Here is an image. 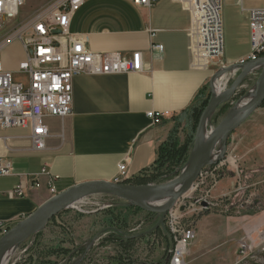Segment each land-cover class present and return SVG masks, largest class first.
Masks as SVG:
<instances>
[{"label":"crops","instance_id":"crops-1","mask_svg":"<svg viewBox=\"0 0 264 264\" xmlns=\"http://www.w3.org/2000/svg\"><path fill=\"white\" fill-rule=\"evenodd\" d=\"M248 2L223 0L224 56L198 67L191 52L192 15L183 0H157L151 6L128 0H85L73 16L71 32L96 52L126 56L141 52L144 70L74 77L72 113L45 119L48 136L41 151L32 149L28 127L0 129V155L13 167L11 174L0 177V222L12 226L45 205L54 196L48 186L51 176L57 177L53 181L56 195L81 182L114 181L118 164L127 159L123 182L134 184L156 160L170 122L188 110L221 63L234 64L250 54L247 10L261 6ZM157 44L162 50L155 48ZM151 110L169 115L154 122L147 116ZM42 168L48 173H41ZM211 173L214 183L207 189V202L213 206H222L241 186L264 191V102L229 137L226 155ZM32 177L39 187L32 186ZM20 182L25 185L24 196L8 197L7 192ZM255 203L259 211L250 215L212 206L199 211L196 221L189 224L196 237L187 249L186 264H200L208 251L213 252V264L229 261L226 255L234 252L233 239L247 233L250 222L264 226L262 201ZM21 245L13 264L29 252V246L22 249ZM47 257L49 261L54 258L53 264L60 263L53 255Z\"/></svg>","mask_w":264,"mask_h":264},{"label":"built area","instance_id":"built-area-1","mask_svg":"<svg viewBox=\"0 0 264 264\" xmlns=\"http://www.w3.org/2000/svg\"><path fill=\"white\" fill-rule=\"evenodd\" d=\"M38 1L0 0V28L4 27L5 30L0 37V129L28 127L31 147L35 151L45 147L48 136L45 119L50 116L64 118L72 113L74 77L81 74L108 75L144 70L141 52H134L130 56L119 52H96L87 47L79 34L71 32L73 16L85 0H42L41 6L32 8L27 16L22 15L29 2L32 4ZM128 1L144 6L157 2ZM183 1L192 15L191 52L194 65L207 67L215 61H221L225 52L223 0ZM247 11L251 52L237 63L258 61L264 57V7ZM20 14L23 18L12 23ZM13 44L19 45L21 53V58L15 61L9 55ZM155 48L162 50L163 46L157 44ZM229 65L232 64L221 63L220 69ZM14 74H20L25 80H15ZM168 115V111L147 112V116L154 122H160ZM126 163L127 159L118 164L119 175L114 181L121 182L127 178ZM12 170V163L0 155V177L11 174ZM41 173L48 172L42 168ZM202 176L201 173L198 182L202 181ZM56 178L51 176L48 182L53 195V181ZM31 184L35 187L40 185L35 177H32ZM24 193L25 185L20 182L7 195L10 198L22 197ZM201 202L198 211L204 209ZM170 216L174 240L169 248L168 264H186L187 249L195 239L196 232L189 224L180 222L177 215ZM9 228L10 225L0 222V235ZM248 248L245 241L241 242L239 255L247 253Z\"/></svg>","mask_w":264,"mask_h":264},{"label":"rangeland","instance_id":"rangeland-1","mask_svg":"<svg viewBox=\"0 0 264 264\" xmlns=\"http://www.w3.org/2000/svg\"><path fill=\"white\" fill-rule=\"evenodd\" d=\"M248 1L257 4L258 6L264 7V0H247V2ZM41 3L42 0L33 2L32 4L29 2L24 7L22 15L27 16L32 8L41 6L43 4ZM22 15L20 14L17 20L12 23L20 21L23 18ZM13 26H15V24ZM4 32V27L0 28V37L4 34ZM9 55L12 56L14 61L21 58L18 44H13L10 46ZM260 70L261 69H255L247 75V77L237 88L235 94L228 101V109L224 112V114L219 115V118L215 122L212 121L208 125V131L218 124L230 107H232L233 103L249 93V91L254 87ZM238 73L239 70L229 76L228 81H226L224 84L226 89L231 86ZM14 79H21L23 81L25 80L20 74H14ZM193 124L194 121L191 113L189 111L182 113L176 117L175 120L170 122V129L168 130L162 143L166 141H173L176 142L178 146H181V148L184 147V145L186 146L187 137H189L190 134H193L194 138L195 130H192ZM192 148L193 145H187V150L185 151L187 159L182 157L180 159L181 161H179L177 165H172V162L168 161V163H166L162 168L152 167L144 174V176L146 179H151L154 177V175H157V170H160L158 173H163L166 170H169L168 172L163 173L159 179H155L149 183H161L178 176L187 164ZM217 164L206 166L202 171V181L198 182L197 180L192 189L183 197H181L176 202L174 207L167 212L162 226H160L156 232L151 231L144 236H139L140 238L132 243V246L129 250L128 248L124 249L123 245L120 244L117 239H112L111 234L108 232V227L110 225L107 221L109 209H114V213H118L119 211H123L121 210L122 207L126 208L128 206L126 204L118 203L116 205V201L123 200L111 195L89 194L87 195L88 197L85 196L78 200L74 204V207H70L60 212L55 216L54 219L52 218L44 228L43 234L39 238H35L34 234L29 239H27L21 246H23L22 249L29 246L28 250L30 253L28 252V254L23 255L22 259L23 261L29 260V254L33 252L32 255H35V258L41 257L42 260L46 262L49 261V258L46 255L49 249L63 247L72 249L74 254L67 259H64L62 256L57 258L55 257V260H57L58 263L60 262L59 264H153L156 261L164 258L167 252H169V240L171 243L170 245L173 243L174 235L172 234V224H170V214L177 215V217L180 219V222H182L184 225L191 224L193 221H196L195 218L199 214V211L197 210L199 207V201L207 202L210 199L208 197L207 189L210 188V186L214 183V175L210 173L213 170V167ZM170 169H173V173L170 172ZM253 177H255V175ZM252 179L255 181L256 177ZM246 180H249V178ZM236 189V191L232 192L233 198L228 196L227 199L222 202V206H213L208 202L207 203L210 207H216V209L218 207V209L222 210L223 212L234 214L237 212V214H245L248 213L247 211L250 209L259 211L256 209L257 205L255 200L260 199L263 205L260 210L264 208V191H257L242 186L241 188ZM203 210L200 212H203ZM254 212H251L248 215ZM126 215L128 216V221L127 224H124V227L121 230L126 231L132 237L136 234L143 235L142 233L146 231L148 232L154 224L156 225L160 216L159 214L155 213V215L151 217L147 214V211L142 209L138 211L128 209ZM250 225L251 227L248 228L247 233L245 232L240 237L233 239L232 243L234 252L232 251L231 255H226L227 260L229 259V261L225 262V264H264V226L256 222H250ZM103 230L106 232L103 233ZM36 241L38 242L39 246L35 249H30L31 245L33 243L35 244ZM243 241L248 244L249 248L247 253L239 255L240 244ZM20 251L21 249L14 250L11 258L8 261V264H13L15 262V258L20 254ZM115 257L120 258L119 262ZM50 258L51 261L54 260L53 257ZM188 259L189 258L186 255L185 261L187 262ZM205 259L206 261H210L209 264H213V252L208 251L203 253L199 259L201 262L200 264H205L202 263V261H205ZM23 261L20 262L23 263Z\"/></svg>","mask_w":264,"mask_h":264},{"label":"water","instance_id":"water-1","mask_svg":"<svg viewBox=\"0 0 264 264\" xmlns=\"http://www.w3.org/2000/svg\"><path fill=\"white\" fill-rule=\"evenodd\" d=\"M261 65L260 73L255 81L250 94L233 103L232 107L213 127L202 141L201 135L211 123V117L217 108L227 103L235 94L237 88L249 74V67ZM235 67L238 75L231 86L221 93H215L212 80L222 73H227V68ZM255 70V69H254ZM209 100L203 108L194 133L193 148L187 164L181 173L165 182L132 184L126 182L94 180L74 184L54 195L45 205L32 212L25 218L14 223L6 232L0 235V258L7 252L14 251L20 244L31 236L43 230L46 225L60 212L70 208L81 198L89 194H107L125 202L126 205L138 207L144 211L159 214V221L147 233L162 226L164 218L176 202L188 193L198 180L203 169L212 164H217L226 155L227 142L233 132L264 102V57L258 61H245L235 63L218 70L209 81ZM250 95L245 104L240 102ZM166 198L162 203H150L148 200ZM201 206L208 208L207 202Z\"/></svg>","mask_w":264,"mask_h":264},{"label":"trees","instance_id":"trees-1","mask_svg":"<svg viewBox=\"0 0 264 264\" xmlns=\"http://www.w3.org/2000/svg\"><path fill=\"white\" fill-rule=\"evenodd\" d=\"M208 87L209 86H205L199 91L198 96L196 97V99L194 100L192 105L187 110V111H189L191 113V115L193 117V121H194V124H193V127H192L193 131L196 129L199 116H200L203 108L206 106V104H207V102L209 100V95H208L209 88ZM228 107H229V103L228 102L220 105L217 108V110H216L217 112L214 113L213 116L211 117V122L212 121L215 122L219 118V115L224 114V112L228 109ZM193 140H194L193 134H190V136L187 137V145L189 144V145L192 146L193 143H194ZM187 145L186 146L184 145V147L181 148V146H178L177 143L173 142V141H168V142L166 141V142L162 143L160 145L159 149H158V156H157L156 160L154 161V163L151 165V167L149 169H151L152 167H157V168L161 167L162 168L166 163H168V161L172 162V165H177L178 162L181 161L180 159L182 157H184V159H187V156L185 155V151L187 150ZM149 169H147L143 173L142 176L138 177L135 181H133V183L134 184H146V183H149L150 181L151 182L154 181L155 179H159L160 176L163 173L169 171V170H166L163 173H158V171H160V170H157V175H154V177H153L154 179L151 178L152 179L151 180V179H146V177L144 176V174L146 172H148ZM170 172L173 173V169ZM127 206L128 207H126V208L125 207L121 208V210H123V211L126 210L125 212L119 211L118 213H114V209H109V211H108L109 216L107 217L108 218L107 221H108V223L110 225L108 227V232L111 234L112 239L113 240L117 239V241H119V243L123 245L124 249L128 248V250H129L131 248V246H132V243H134V241H136L138 238H140L139 236H144V235H146L148 233L146 231V232L142 233L143 235H139V234L137 235L136 234V235H134L132 237L126 231L121 230V229H123L124 224H127L128 216L126 215V213H127L128 209L129 210L131 209V210H134V211L141 210L138 207L129 206V205H127ZM254 211H255V209H250L247 212L251 213V212H254ZM147 214L149 216H151V217L153 215H155V213H152V212H147ZM154 226H155V224L153 225V227ZM159 227H157L154 230H152V232H156L157 229H159ZM40 233L41 232H37L35 234V238L38 237L37 235H39ZM168 244H169V248H170L171 247L170 240H169ZM38 246H39L38 242L36 241L35 244L33 243L31 245L30 249H35ZM32 254H33V252L31 254H29V260H25V261L22 260L23 263L18 262L16 264H53L52 261L38 262L37 261L38 259H36L37 257L35 258V255H32ZM73 254H74V251L72 249H67V248H63V247H60V248L56 247V248H53V249H49L47 251L46 255H48V256L49 255H53L56 258L59 257V256H62L64 259H67V258L71 257ZM115 258L119 262L120 258L119 257H115ZM115 258H114V260H115ZM168 263H169V253L167 252V254H166V256L164 258L156 261L153 264H168Z\"/></svg>","mask_w":264,"mask_h":264},{"label":"bare ground","instance_id":"bare-ground-1","mask_svg":"<svg viewBox=\"0 0 264 264\" xmlns=\"http://www.w3.org/2000/svg\"><path fill=\"white\" fill-rule=\"evenodd\" d=\"M233 64V63H232ZM262 66L261 65H254V66H251V68L249 67V73L251 71H253L254 69H257V68H261ZM228 69V72L227 73H222L221 75H218L216 76L213 80H212V88H213V91L215 93H221L223 91L226 90V88L224 87V84L226 83V81H228L229 79V76H231V74L235 73L236 71H238L237 68L235 67H232V68H227ZM209 86V85H208ZM242 86V85H241ZM209 88V87H208ZM251 90L249 91V94H250ZM250 99V95L248 97H246L245 99H243L240 104H245L246 102H248V100ZM211 130H204L202 132V135H201V140L204 141L207 136L209 135ZM124 181V180H123ZM88 197V196H87ZM166 198H159L158 200H148L150 201V203H162L165 201ZM14 251H10V252H7L6 254H4L1 258H0V264H8V261L9 259L11 258L12 254H13Z\"/></svg>","mask_w":264,"mask_h":264}]
</instances>
